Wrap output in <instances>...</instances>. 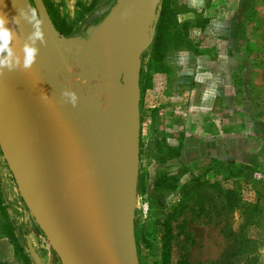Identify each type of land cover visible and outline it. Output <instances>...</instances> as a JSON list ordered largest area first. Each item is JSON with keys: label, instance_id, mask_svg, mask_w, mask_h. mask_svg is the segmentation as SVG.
<instances>
[{"label": "rangeland", "instance_id": "374dc122", "mask_svg": "<svg viewBox=\"0 0 264 264\" xmlns=\"http://www.w3.org/2000/svg\"><path fill=\"white\" fill-rule=\"evenodd\" d=\"M21 1L19 10L26 12V15H30L28 7H32L40 19L46 16L36 0ZM49 1L64 15L72 14L76 2ZM116 1L103 0L74 35L59 37L52 30V40H58L59 46L60 41L64 47L70 45L66 57L62 56L63 60L60 58L61 61H58L62 52H58L60 50L53 44L50 46H53V50L55 48L56 58L54 55H44L36 40L38 45L35 44V47L38 49L37 60L51 85L61 93L67 109L83 119L95 132L96 142L109 148L118 163L116 151L122 142L133 148L126 69L117 56L120 67L118 65L115 70L114 66L108 74L103 73L107 68L101 67L96 53L103 38L101 28L108 21L104 22V19ZM0 5L10 23L8 5L7 10L5 4ZM159 9L160 4L154 9L157 16ZM184 10L179 0H167L161 30V40L167 48L162 58L150 60L151 41L135 58L138 66L139 133L135 186L128 195L132 193V230L138 263H160L166 213L171 209L182 184L198 178L213 182L214 186L200 193L202 203L199 211L185 208L171 219L169 264H178L184 258L190 264H264V24L255 31L257 46L238 47L239 54L244 53L247 60L245 77L238 72L230 80L238 109L225 110V105L216 103L215 111H205L190 103L187 89L191 86L185 85L175 96L177 90L172 89L171 84L174 74L164 63L165 56L175 52L213 55L219 51L215 39L203 30H196L204 27L211 17L199 14L190 17L184 14ZM225 17L215 16V19L222 22ZM219 24L214 36L218 33L225 35L219 30ZM152 25L154 28L155 22ZM97 31L100 37L95 35L92 39ZM21 35L25 37L22 32ZM108 36L110 34L106 33L107 39ZM24 37L22 41L29 44L30 40ZM238 48L235 47L236 50ZM233 49L226 46L221 53L232 55ZM107 90H115L116 93L108 102L99 101ZM67 93H74L75 100ZM116 94L121 99L117 100ZM214 113L216 121L218 114L222 121H226L222 126L214 125ZM238 119L246 120L247 125L239 124ZM4 127L9 126L6 124ZM121 128L123 137L120 136ZM218 134H222L223 138L221 157L209 156L206 147L212 148L213 139L218 138ZM189 136L193 140L190 147L195 149L190 158L181 155L183 139ZM12 171L16 178L13 167ZM167 177H174V188L166 187ZM16 181L0 152V239L3 240L0 247L4 256L9 258L10 264H60ZM219 187L231 188L237 194L236 204L228 212L221 210ZM246 203H252V207L245 208ZM5 222L12 225L20 248L18 254L13 253L1 232Z\"/></svg>", "mask_w": 264, "mask_h": 264}, {"label": "water", "instance_id": "95a60500", "mask_svg": "<svg viewBox=\"0 0 264 264\" xmlns=\"http://www.w3.org/2000/svg\"><path fill=\"white\" fill-rule=\"evenodd\" d=\"M36 1L44 11L41 0ZM127 1L117 0L104 22ZM3 11L0 5V15H5ZM6 26L12 31L9 48L19 63L14 58L11 68L0 66V111L3 105L15 109L23 125L33 133L27 146V151L34 157L28 172L30 201L21 194L34 220L60 264H139L132 230L131 194L128 200H122L121 190L107 175L117 172L119 163L115 162L109 148L96 142L95 132L83 119L67 109L61 93L51 85L37 58L30 68L23 67V36L9 25L7 19ZM117 52L126 69L134 153L133 190L139 133L135 58L139 52L131 55L120 48ZM6 56L7 53H2L0 59ZM0 152L16 181L1 145ZM91 180L103 182L109 190V195L99 200L100 215L88 214L87 199L81 197L78 200L72 192L77 183Z\"/></svg>", "mask_w": 264, "mask_h": 264}, {"label": "crops", "instance_id": "0c3cea01", "mask_svg": "<svg viewBox=\"0 0 264 264\" xmlns=\"http://www.w3.org/2000/svg\"><path fill=\"white\" fill-rule=\"evenodd\" d=\"M159 1L160 0H158L156 5L159 4ZM225 1L226 0H179V2L185 7V15L191 17L199 14L211 17L207 20L204 27H199L196 30L199 32L203 30V32L207 33L209 37L216 40L217 46L220 47L217 54L209 55L175 52L166 55L164 58L166 67L174 74L171 84L172 89L177 90L175 96H178V91L183 89L185 85L191 86L190 89H187V93L190 95V103L193 104V106L198 107L200 110L215 111L217 109L216 103H222L225 105V110H233L237 107V99L235 100V92L232 89L230 80L233 74L238 72L245 77L244 74L247 70V67L245 66V63L247 62L246 56L244 53L243 55L239 54L240 51L238 47L249 46L253 48L254 46H257L255 42V31L258 28H261L264 24V0H229L227 3ZM145 2L146 0H128L123 3V5H120L118 10L113 14L112 17L114 18L110 21L108 26L111 25L112 21L118 15H126L132 20L131 27L134 30V35H138L140 31H143V26L151 13L150 11H152L154 18L151 19L150 26H148L150 31L149 41H151L153 34L152 24L153 22H156L157 14L154 10L155 7L153 9H151V7H145ZM222 15L227 16L222 18V22L219 21L220 19H215V16ZM143 18H146V20ZM217 24L221 26L219 30L225 32V35H223V33H218V35L214 36V32L218 30L216 28ZM98 34H100L99 31L94 33L92 39L95 35V37H100ZM110 36L117 41L118 38H114V35ZM102 39L105 41L104 38ZM119 44L124 49L120 41ZM226 46L234 47L232 55L225 54L224 52L221 53ZM146 47L141 48L138 52L144 50ZM235 47L238 49L236 50ZM218 116L219 118L216 121V115L214 113L212 120L214 125L222 126L226 121H222L220 114H218ZM237 122L239 124L243 123L247 125L246 120L238 119ZM217 137L218 138L215 137L213 139L214 145L212 148L208 146L206 147V152L209 156L217 157L221 155L222 134H218ZM192 141L193 140H191L190 136L184 137L183 147L181 148L182 156L187 157L188 155L190 158L193 155L192 151H195V149L192 150L193 148L190 147ZM2 241L3 240L0 239V244L3 243ZM11 256L13 257L12 252ZM7 259L9 258L4 256L2 248L0 247V264H10Z\"/></svg>", "mask_w": 264, "mask_h": 264}, {"label": "bare ground", "instance_id": "6f19581e", "mask_svg": "<svg viewBox=\"0 0 264 264\" xmlns=\"http://www.w3.org/2000/svg\"><path fill=\"white\" fill-rule=\"evenodd\" d=\"M16 1L18 0H1L0 4H3V5L5 4V7L6 5H8L9 7L10 12L7 11L8 14L9 13L11 14L9 25H11L16 30H18L20 34L21 32L24 33L25 37L24 35L22 36L26 39H29L30 34L35 30L33 28V25L29 23L26 19H24L23 16L19 18L18 23H15L12 21V17L18 14L17 10H19V7L21 8L22 6L21 0H19L21 2L18 1L17 3ZM157 1L158 0H146L144 5L145 7H151V9H153L156 6ZM5 10H7V7L5 8ZM150 12L151 13L149 14V17L147 18V20L146 18H143L146 20V23L145 24L142 23L144 24L143 31H140L138 35H134V32H133L134 30L131 27L132 20L128 18L126 15H122V16L118 15L119 17L117 16L118 18L116 17L117 19L115 18L116 20L114 19L110 26L108 25L110 24V21L114 17H112L106 23L103 24L101 30H102V36L106 42L102 39V41H100L98 44V50L96 52L98 55V59L101 64V67L107 68V71L103 70V73L108 74V71L110 72L112 67L114 66L116 67V68L114 67L115 70H117L118 65L120 67V64H119L120 61L118 62L119 57L117 59V56H118L117 48H120L123 51L126 50L127 53L133 55L137 53L141 48H144L148 45L149 40H150V31L148 29V26H150L149 24H150L151 19L154 18L152 15V11ZM10 14L8 16H10ZM39 28L43 32V42H41L40 39H36V43L40 44V47H42L43 51L41 52L42 53L44 52L45 53L44 55H50L51 57H54L56 54L55 53V48H56L57 50H60L58 52H62L58 56V61H61L59 59L60 58L62 59V56L66 54L67 50H69L68 46L70 45L64 47V45H61L62 43L60 41V46H59V44H57L58 40L57 41L52 40V33L54 31H52L53 29L46 16H44V18L41 19ZM106 33L112 36L114 35V38L116 39L118 38L125 50L119 44L118 39L117 41H115L114 39H112L111 36H108V37H111V40H108L106 37ZM29 44L30 45L32 44L31 40L29 41ZM35 44L34 46L38 45V44L36 45ZM52 44L55 47L54 50H53V46H50ZM62 48L64 50H62ZM97 67L99 68L100 66H96V68ZM114 92L115 90H111V91L107 90V92L105 91V93H103V96L99 98V101L104 102V103L105 101L108 102V99L114 96ZM116 97H117V100L121 99L120 95L116 94ZM120 104H119V107H120ZM6 124L9 127H4ZM119 130H120V136L123 137L122 128ZM32 135H33L32 131L23 125L22 119L20 115L18 114V112L15 109L11 108L10 106L3 105V109H1L0 111V144L2 146V149L4 150V154L6 155V157L8 158V160L10 161L13 167V170L16 175L17 182H18L19 190L25 196L27 201H30L31 199L30 198L31 197V189H30L31 181H30V178L28 177V172L32 168V160L34 159L33 153L30 151H27V146L30 144L29 139ZM128 142H129V139H128ZM116 154L118 155V159H119V162H118L119 166H118L117 172L115 173L108 172L107 175L109 179L121 190L122 194L120 198L122 200H128L130 194H132L130 192V194L128 195V192L131 191V189L133 188V179H134L133 148L127 147L122 142L120 148L116 151ZM72 192L78 200L81 197L87 199L86 200L87 201L86 210L88 214L90 215H100L102 213V207L99 205L100 204L99 200L105 199L107 195H109V190L106 188L105 184L103 182H99L96 180L81 181L75 185Z\"/></svg>", "mask_w": 264, "mask_h": 264}, {"label": "trees", "instance_id": "16d2710c", "mask_svg": "<svg viewBox=\"0 0 264 264\" xmlns=\"http://www.w3.org/2000/svg\"><path fill=\"white\" fill-rule=\"evenodd\" d=\"M103 0H76L72 14L64 15L58 8L49 0H41L45 14L49 20V23L53 30L63 37H68L76 34L81 26L84 24L91 12L102 2ZM160 9L158 16L153 28V36L151 38V44L149 46V58L153 61H158L162 58V54L167 48L164 42L161 40V30L163 28L164 22L163 18L165 17L167 10V0H160ZM113 5V4H112ZM111 5V7H112ZM110 7V8H111ZM166 187L174 188V177L165 178ZM217 184V183H216ZM214 186V183L209 182L206 179L194 178L189 183H184L179 189L177 197L175 198L174 203L171 205L166 213V218L163 222L164 233L161 242V258L159 264H169L170 261V238H171V226L170 221L176 215L182 212L185 208L196 209L199 211L201 207V198L199 200L200 193L203 189H208ZM219 192L221 193V210L228 212L231 207L235 206V197L236 192L231 188L219 187ZM1 194V192H0ZM1 204V198H0ZM195 207V208H194ZM251 208L252 203H246L245 208ZM223 213V212H221ZM224 214V213H223ZM1 232L4 237L7 239L9 244L13 249V253L18 254L20 248L16 243L15 236L12 232V225L8 222L2 224ZM224 231V229H223ZM178 264H190L186 258L183 261H179Z\"/></svg>", "mask_w": 264, "mask_h": 264}, {"label": "clouds", "instance_id": "9594fccd", "mask_svg": "<svg viewBox=\"0 0 264 264\" xmlns=\"http://www.w3.org/2000/svg\"><path fill=\"white\" fill-rule=\"evenodd\" d=\"M28 11L30 15H26L24 12L17 10V15L12 17V21L15 23L19 22V18L21 16L24 17L29 23L33 25L35 29L29 36V39L32 40V44L29 45L25 43L23 46L24 58H23V67L30 68L35 61L37 48L34 46L35 40L40 39L43 42V32L40 30L39 25L41 23V19L35 8L28 7ZM6 15H0V54L7 53V56L4 59H0V66H7L9 68L12 67V60L15 58L14 53L9 48V44L12 38V31L9 27L6 26ZM16 62L19 63V59L15 58ZM75 100L74 93H67Z\"/></svg>", "mask_w": 264, "mask_h": 264}]
</instances>
